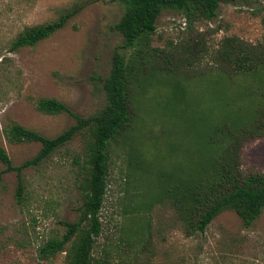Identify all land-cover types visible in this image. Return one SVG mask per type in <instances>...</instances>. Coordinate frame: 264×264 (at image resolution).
Masks as SVG:
<instances>
[{
  "label": "rangeland",
  "instance_id": "obj_1",
  "mask_svg": "<svg viewBox=\"0 0 264 264\" xmlns=\"http://www.w3.org/2000/svg\"><path fill=\"white\" fill-rule=\"evenodd\" d=\"M66 11L75 12L47 38L32 46L7 49L8 41L25 25L52 21ZM122 12L121 3L113 0H0V148L14 165L35 156L41 144L9 142L3 132L6 124L54 137L73 123L67 113L38 110V99L55 98L83 117L104 106L101 78L109 72L113 48L122 43L114 28ZM197 28L210 50L224 37L255 44L264 35V0L219 4L216 17ZM151 46L169 54L180 53L178 49L187 52L191 31L183 16L162 10ZM169 54L168 59L177 63ZM94 76L99 77L96 84L91 81ZM151 84L135 86V121L124 137L110 145L100 214L102 232L93 255L106 257L111 264H264V206L249 228L226 211L211 221L204 233L189 237L168 200L141 209L152 195L150 175L169 170L191 152L186 144L189 116L197 125V118L215 114L214 105L225 99L217 97L218 92L212 94L216 86L206 88V82L190 85L189 81L181 103L165 107L170 88L154 78ZM241 84L254 85L250 79ZM230 87L232 91L239 88ZM237 105L229 103L232 108ZM169 143H177L176 150L170 151ZM82 149L83 138L76 135L49 159L21 170L22 203L14 193L15 173L1 175L0 264H66L63 252L44 260L36 257V247L48 236L64 232L58 220L74 221L77 217L81 199L73 156L80 155ZM239 161L243 174H264V136L246 142ZM143 162L150 165L152 174L142 176Z\"/></svg>",
  "mask_w": 264,
  "mask_h": 264
},
{
  "label": "trees",
  "instance_id": "obj_2",
  "mask_svg": "<svg viewBox=\"0 0 264 264\" xmlns=\"http://www.w3.org/2000/svg\"><path fill=\"white\" fill-rule=\"evenodd\" d=\"M113 1L120 2L123 7L122 15L114 25L122 43L113 48L109 72L101 78L104 106L95 114L83 117L55 98H40L35 105L38 110L67 113L73 123L54 137H46L15 123L3 127L4 135L11 143L41 144L38 153L20 165H14L6 151L0 148V161L4 165L0 178L5 172L15 173L14 193L17 202L21 203V170L49 159L74 136L83 138L82 153L73 156V162L78 166L76 187L81 199L76 209L77 217L74 221H57L64 232L48 236L37 245L36 257L39 259L48 260L63 252L66 264H111L106 257H96L92 253L96 238L102 232L100 214L106 196L110 145L124 137L135 121V86L143 88L145 83L151 84L153 78L170 88L165 107L173 108L181 103L189 81L190 85L206 82V88L216 86L212 94L218 92L217 97L221 95L225 99L214 105L215 114L197 118V125L189 116L186 144L191 152L184 154L182 162L154 174L150 165L143 162L140 167L142 176L151 173L153 182L152 195L141 209L149 208L155 201L168 200L189 237L204 233L207 225L226 211L232 212L242 227L249 228L264 206V174H243L239 161L242 146L264 136V35L255 44L236 37H224L216 48L210 50L204 34L197 28L216 17L219 4L246 0ZM165 9L174 10L185 19L186 29L191 31V47L187 52L178 49L180 53L169 54L151 46L156 20ZM75 11H66L52 21L25 25L8 41L7 49L12 51L24 45L32 46L47 38ZM168 54L177 63H172ZM204 61L207 62L201 66ZM246 79L255 86L242 85ZM97 80L99 77H91L94 84ZM231 85L239 88L232 91ZM230 102L238 105L232 108ZM176 144L169 143L170 151L173 152Z\"/></svg>",
  "mask_w": 264,
  "mask_h": 264
}]
</instances>
